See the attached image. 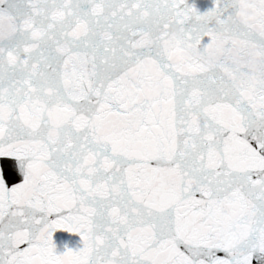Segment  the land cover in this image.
Instances as JSON below:
<instances>
[{
    "label": "snow or ice",
    "instance_id": "snow-or-ice-1",
    "mask_svg": "<svg viewBox=\"0 0 264 264\" xmlns=\"http://www.w3.org/2000/svg\"><path fill=\"white\" fill-rule=\"evenodd\" d=\"M0 264H264V0H0Z\"/></svg>",
    "mask_w": 264,
    "mask_h": 264
},
{
    "label": "water",
    "instance_id": "water-1",
    "mask_svg": "<svg viewBox=\"0 0 264 264\" xmlns=\"http://www.w3.org/2000/svg\"><path fill=\"white\" fill-rule=\"evenodd\" d=\"M192 2H194L201 11H205L212 6V0H192ZM75 239L78 240V237Z\"/></svg>",
    "mask_w": 264,
    "mask_h": 264
}]
</instances>
